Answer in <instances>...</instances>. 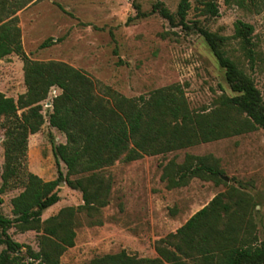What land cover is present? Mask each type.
<instances>
[{
  "label": "rangeland",
  "instance_id": "rangeland-1",
  "mask_svg": "<svg viewBox=\"0 0 264 264\" xmlns=\"http://www.w3.org/2000/svg\"><path fill=\"white\" fill-rule=\"evenodd\" d=\"M190 0L186 23L191 30L170 24L158 11L160 3L172 15L180 0H34L17 11V26L25 55L32 61L65 63L89 77L96 84V94L107 97L117 93L126 98L148 97L156 89L180 84L191 110L209 109L222 93L234 96L225 80V71L217 63L205 40L196 32L206 29L227 38L224 49L253 80L264 99V0H242L239 5H218L217 17L204 15L203 3ZM237 21L253 27V60L238 39L233 38ZM50 41L47 47L41 45ZM25 92L23 61L11 54L0 60V93L17 100ZM60 93L52 88L42 103L44 124L29 135L27 150L18 178L11 179L0 193V214L13 219L11 199L23 190L24 173L43 181L55 180L58 170L53 147L66 139L48 124L50 102ZM22 111H18V115ZM4 119L0 118V188L4 169ZM186 155L210 156L218 161L223 183L193 178L181 188L167 189L161 181L164 165L174 160L180 164ZM111 179L109 203L90 220L85 215L75 219L74 246L60 257V264H87L107 254L125 251L141 258L157 257L155 242L174 232L193 214L207 205L227 187L249 194L255 204L253 221L256 232L264 233V130L196 145L165 155L143 157L133 162H116L103 170ZM60 201L41 216L42 221L61 209L83 203L81 193L62 182ZM101 221V225L94 222ZM11 239L33 251H39V236L34 230H8ZM5 247L0 246V252Z\"/></svg>",
  "mask_w": 264,
  "mask_h": 264
},
{
  "label": "trees",
  "instance_id": "trees-1",
  "mask_svg": "<svg viewBox=\"0 0 264 264\" xmlns=\"http://www.w3.org/2000/svg\"><path fill=\"white\" fill-rule=\"evenodd\" d=\"M34 0H0V60L14 54L23 61L25 92L16 101L0 93V118L4 119V192L11 179L19 177L29 135L44 124L42 103L52 88L60 93L50 102L48 124L65 136V143L53 147L58 170L55 180L43 181L24 173L23 190L11 199L13 219L0 214V264H60V257L74 246L75 219L85 215L93 220L109 203L111 179L103 174L116 162H133L143 157L165 155L196 145L264 130V99L253 80L224 49L227 38L206 29L196 32L205 40L234 96L219 95L211 108L201 112L190 109L180 84L153 90L148 97L126 98L117 93L107 97L96 94V84L83 72L61 62H38L24 53L17 11ZM225 5H241L242 0H222ZM190 0H180L175 15L160 3L156 12L182 29ZM204 15L217 17L214 0L203 3ZM250 24L237 21L233 38L238 39L246 55L253 60ZM50 41L41 45L47 47ZM18 111H22L18 115ZM218 161L210 156L186 155L182 163L168 161L161 174L167 189L186 186L193 178L223 183ZM81 193L83 203L61 209L42 221L43 212L60 201L58 186ZM2 200L0 199V204ZM252 197L236 187L215 195L174 232L155 242V258H141L125 251L107 254L87 264H264V233L256 232ZM101 225V221L94 222ZM11 227L21 232H40L39 251L13 241Z\"/></svg>",
  "mask_w": 264,
  "mask_h": 264
}]
</instances>
